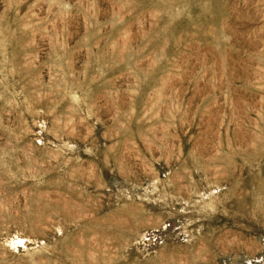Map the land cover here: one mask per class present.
I'll return each instance as SVG.
<instances>
[{"label": "rangeland", "instance_id": "1", "mask_svg": "<svg viewBox=\"0 0 264 264\" xmlns=\"http://www.w3.org/2000/svg\"><path fill=\"white\" fill-rule=\"evenodd\" d=\"M0 264H264V0H0Z\"/></svg>", "mask_w": 264, "mask_h": 264}]
</instances>
